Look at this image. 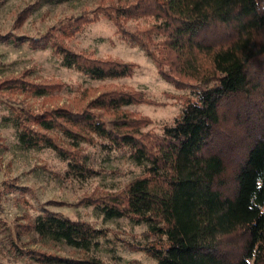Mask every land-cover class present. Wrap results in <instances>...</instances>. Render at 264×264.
<instances>
[{"label":"trees","instance_id":"trees-1","mask_svg":"<svg viewBox=\"0 0 264 264\" xmlns=\"http://www.w3.org/2000/svg\"><path fill=\"white\" fill-rule=\"evenodd\" d=\"M142 18L153 22L128 24ZM102 19L143 49L164 79L190 89L193 98L163 134L145 131L152 119L125 109L154 102L135 89L108 86L78 106L18 109L20 143L53 149L69 161V173H96L78 148L94 139L147 162L144 175L91 204L106 219L148 224L159 241L137 248L158 264H264V0H100L93 11L69 17L59 29L31 37L30 44L52 49L66 66L93 80L131 77L137 63L94 58L65 41ZM9 40L0 34V41ZM26 75L4 79L3 87L43 96L65 86L61 81L37 83ZM58 134L71 142L62 143ZM13 188L10 183L0 189V199ZM23 227L41 240L87 254L107 238L103 229L50 211ZM19 254L40 264H106L89 255Z\"/></svg>","mask_w":264,"mask_h":264},{"label":"rangeland","instance_id":"rangeland-1","mask_svg":"<svg viewBox=\"0 0 264 264\" xmlns=\"http://www.w3.org/2000/svg\"><path fill=\"white\" fill-rule=\"evenodd\" d=\"M100 0H0V34L9 41H0V264H40L20 251L37 250L69 258L95 256L106 264H158V261L139 246L156 243L146 223L130 218L106 219L91 204L118 194L134 179L145 174L149 164L138 163L129 150H109L102 139L81 142L79 149L83 162L94 168L93 175L69 173V161L53 149L25 148L18 139L15 125L20 110L40 112L45 107L81 105L98 96L108 86L135 89L146 93L151 104L133 105L125 109L152 119L145 128L163 134L166 126L174 125L189 98L190 89H179L164 79L147 53L126 42L116 27L107 19L93 23L65 41L78 52L94 58H115L135 62L131 77L93 80L74 67L65 65L63 56L52 49H34L31 37H38L49 28H60L69 17L93 11ZM28 14L22 17V13ZM22 17V18H21ZM153 22L151 18L129 21L131 27H142ZM59 32V30H56ZM19 41V42H17ZM29 79L40 83L61 81L62 90L37 95L3 87L8 77ZM61 142L70 139L58 134ZM45 211L61 213L73 220H82L103 229L107 238L87 254L62 244L41 240L23 225ZM19 231H23L18 235ZM14 243L19 250L12 246ZM242 244V243H241ZM243 245V244H242Z\"/></svg>","mask_w":264,"mask_h":264}]
</instances>
